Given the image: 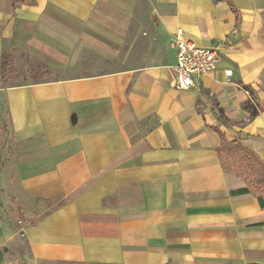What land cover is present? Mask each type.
Returning a JSON list of instances; mask_svg holds the SVG:
<instances>
[{"label": "crops", "instance_id": "0c3cea01", "mask_svg": "<svg viewBox=\"0 0 264 264\" xmlns=\"http://www.w3.org/2000/svg\"><path fill=\"white\" fill-rule=\"evenodd\" d=\"M149 2L165 51L144 58L158 61L34 81L0 74V264H264L250 155L229 148L264 163V0ZM139 8L0 0V62L69 72L83 49L133 44ZM178 28L220 56L187 89L174 85Z\"/></svg>", "mask_w": 264, "mask_h": 264}, {"label": "rangeland", "instance_id": "374dc122", "mask_svg": "<svg viewBox=\"0 0 264 264\" xmlns=\"http://www.w3.org/2000/svg\"><path fill=\"white\" fill-rule=\"evenodd\" d=\"M149 3V0H139V21L136 24L138 26L134 24L132 27H130V31L133 32L136 30V27H138L139 32V36L135 39L133 44L130 43V36L128 35L119 49L117 48L115 50V48H109L106 51V56L100 55L97 52L83 49L80 58L74 67L69 70V72L67 71L68 73L62 71V68H56L52 70L45 65L43 66L34 59L21 56V58H17L13 64L16 72L19 73L16 78H10V74L6 73L3 63L1 62L0 74L4 72V76H6L10 82H20L22 80L34 81L51 79L54 77L62 78L66 77V75L72 76L91 72L118 70L125 67L140 66L149 62L158 61V59L144 58L148 53H162L165 51V49H163L161 46L163 39L159 28H156V26L152 24H148L147 19H149V12L147 11L146 7L149 5ZM145 30H149L153 35H156V37L160 39V43H156L153 48L150 47L148 45L149 42H147L146 39V34H144ZM0 78H3V76H0ZM2 126L3 125L0 124V140L3 139Z\"/></svg>", "mask_w": 264, "mask_h": 264}, {"label": "built area", "instance_id": "2783aa9c", "mask_svg": "<svg viewBox=\"0 0 264 264\" xmlns=\"http://www.w3.org/2000/svg\"><path fill=\"white\" fill-rule=\"evenodd\" d=\"M173 45L176 52L175 81L178 89H187L193 85V77H201L213 71L220 59L215 48L197 44L186 36L181 28L175 32ZM226 80L232 75V70H224Z\"/></svg>", "mask_w": 264, "mask_h": 264}, {"label": "trees", "instance_id": "16d2710c", "mask_svg": "<svg viewBox=\"0 0 264 264\" xmlns=\"http://www.w3.org/2000/svg\"><path fill=\"white\" fill-rule=\"evenodd\" d=\"M2 63L6 70V73L10 74V78H16L18 73L12 66V54H4L2 56ZM247 109L252 110V114L255 113L252 103H247L244 105ZM229 148L234 150H242L245 154H249L250 158L245 161V170L244 176L245 178H251L254 182V188L258 196V201L261 207H264V163L258 159L253 153H249L245 149H243L240 145H231ZM249 188L241 189L240 191H247Z\"/></svg>", "mask_w": 264, "mask_h": 264}]
</instances>
